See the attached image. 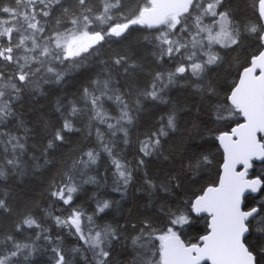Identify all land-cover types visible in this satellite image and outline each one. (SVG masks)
Returning <instances> with one entry per match:
<instances>
[{
  "label": "snow or ice",
  "instance_id": "6c2138e0",
  "mask_svg": "<svg viewBox=\"0 0 264 264\" xmlns=\"http://www.w3.org/2000/svg\"><path fill=\"white\" fill-rule=\"evenodd\" d=\"M173 88L198 98L192 107L207 120L197 115L194 134L181 131L172 104L128 160L143 104H171ZM42 99L51 111L36 117ZM151 157L164 162L159 174L148 170ZM256 160L264 162V0H0V264H37L41 252L49 264H117V246L130 264H264V249L248 242L254 229L264 237V201L249 199L264 194V175H250ZM214 161L218 171L201 184ZM45 172L47 204L14 190ZM109 172L113 192L138 184L147 199L124 224L105 222L118 204L99 192ZM85 185L96 186L87 208L78 203ZM199 219L205 227L186 239Z\"/></svg>",
  "mask_w": 264,
  "mask_h": 264
},
{
  "label": "trees",
  "instance_id": "16d2710c",
  "mask_svg": "<svg viewBox=\"0 0 264 264\" xmlns=\"http://www.w3.org/2000/svg\"><path fill=\"white\" fill-rule=\"evenodd\" d=\"M239 2V0H236ZM76 80H69L64 85L65 88L69 89L70 91H74L75 87H77ZM58 95H63V92L58 93ZM56 97L55 95L52 97L54 100ZM167 98L171 101V104H163L159 102H145L142 106L141 112L139 114V119L137 120V128L132 136V143L131 145L125 149V154L127 155L128 160L133 161L137 155V148L138 145L136 144V137L141 135L142 133L148 131L156 124V118L161 113V110L167 109L171 107L172 104L177 105L179 108L178 118L180 120V128L183 131L187 128L189 131L195 132L193 129V122L196 121L197 115L200 116L201 121L207 120V117L204 113H197L196 108L192 107L193 104H199L198 98H193L190 92L184 91L180 88H173L168 91ZM49 101L42 99L40 104L32 105V110L36 117L41 116L39 109L44 107L46 110L51 111L48 107ZM54 119V117H52ZM208 133L205 131L204 138H208ZM74 141H79L80 137H73ZM181 142V135L180 132L174 134L172 141H170V146L175 148ZM189 142H192L191 140ZM196 143H202L203 140L200 137H195ZM61 152L68 151L67 148L61 149ZM211 151L217 155V159H219L218 149L211 148ZM148 163V170L152 175L159 174L162 169L164 168V162L162 159H157L155 157L146 158ZM99 174L101 177L105 176L107 165L101 163L99 166ZM55 170H53L54 172ZM218 171V164L216 161L213 162V167L204 174V179L201 180V184H206L208 182L209 176H215V173ZM52 173L45 172L43 176H34L29 173L27 176L20 178L18 183L21 184V187L15 188L14 190L17 193H22L24 191H28L31 195H34L38 201L47 204L46 196H43L42 193L44 192V188L47 185L48 180L50 179ZM250 175H264V162L259 165H254L253 169L250 171ZM135 183V182H134ZM139 185L137 184L136 187L132 185L129 186L127 194L125 196H121L120 193L112 191V178L111 173H108V179L105 186L99 189V192L103 193V198L109 199L111 201H116L118 204H115L112 208L108 210L109 217L105 221L106 223H111L113 220L119 221L121 224H124L126 219L129 218L133 214H139V212L144 211V206L147 203V199H141L142 196L145 194L142 191H138L137 188ZM200 185L189 186V190L184 194L183 198H187L188 195L191 194V191L198 190ZM96 191L95 185H85L84 191L80 193L81 199L78 203L87 208L88 204L90 203L89 197L92 193ZM249 199L253 200L254 204H259L261 201H264V194L259 193L256 197L249 196ZM194 227L192 229H185V238L191 239L192 237L200 234V230L205 227V221L203 219H199L194 221ZM49 227H53V235L59 229H56L54 225L49 223ZM248 242L252 245L257 247V250L264 249V237H261L257 230H253L252 234L248 237ZM63 244L71 248L74 246L75 241L72 240L71 237H67L64 239ZM115 259L117 264H130L132 257L128 255L124 249L117 246V251L114 253ZM34 260L37 264H49V255L47 252L38 253Z\"/></svg>",
  "mask_w": 264,
  "mask_h": 264
},
{
  "label": "water",
  "instance_id": "95a60500",
  "mask_svg": "<svg viewBox=\"0 0 264 264\" xmlns=\"http://www.w3.org/2000/svg\"><path fill=\"white\" fill-rule=\"evenodd\" d=\"M260 163H262V162L259 161V160H256V161L254 162V164H260ZM258 194H259V193H251L249 196L256 197Z\"/></svg>",
  "mask_w": 264,
  "mask_h": 264
}]
</instances>
